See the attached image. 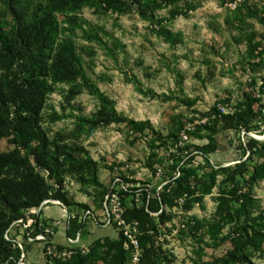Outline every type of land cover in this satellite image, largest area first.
Segmentation results:
<instances>
[{
  "label": "rangeland",
  "instance_id": "1",
  "mask_svg": "<svg viewBox=\"0 0 264 264\" xmlns=\"http://www.w3.org/2000/svg\"><path fill=\"white\" fill-rule=\"evenodd\" d=\"M150 1L155 2L138 10L129 5L117 17V5L105 9L100 0H92L76 13L58 15L62 37L73 40L87 75L115 101L119 114L149 125L147 140L134 137L125 125L100 128L90 138L79 136L76 117L92 116L97 101L85 90L72 98L66 84L54 85L47 95L41 125L49 138L84 147L99 167V185H82L77 173L65 175L63 190L73 203L72 213L83 215L91 210L101 221L85 227V241L96 240L85 244L86 250L78 251L68 264H114L122 256L124 264H130L133 250L114 228L103 224L104 196L115 179L124 176L155 191L160 182L154 174L153 151L159 149V162L167 172L164 150L171 149L169 141L174 142L190 123L192 148L176 160L198 174L191 180L192 192L184 198L183 215L169 208L172 220L166 224L151 218L157 251L153 264H248L239 256L264 264V171L256 172L264 158L245 151L244 131L226 129L218 116L224 110L229 115L238 113L248 97L256 100L255 110L264 106V0H248L246 8L233 14L225 9L230 0ZM47 3L20 0L18 9L31 22ZM15 26L0 0V81L4 88L0 89V113L5 119L13 116L12 106L7 105L9 88L21 85V68L3 42L4 37L7 42L14 40ZM134 78L160 98L140 95L131 84ZM54 113L68 117L53 123ZM7 122L0 155H28L13 143ZM254 125L261 127L249 136L264 142V124ZM29 165L35 166L31 157ZM49 209L55 212L57 208ZM12 215V210L0 204V219ZM46 226L56 230L50 221ZM19 239L24 241L23 236ZM26 244L33 250L39 248L45 259L43 243L27 240ZM150 246L141 247L139 264H150L145 256ZM30 262L27 255L26 263Z\"/></svg>",
  "mask_w": 264,
  "mask_h": 264
},
{
  "label": "trees",
  "instance_id": "2",
  "mask_svg": "<svg viewBox=\"0 0 264 264\" xmlns=\"http://www.w3.org/2000/svg\"><path fill=\"white\" fill-rule=\"evenodd\" d=\"M3 1L16 21L12 35L14 40L7 42L8 38L4 37L3 42L11 53L12 59L16 60L17 65L21 68V76L19 77L21 85L16 89L9 88L7 105L12 106L13 116L10 119H5L0 113V140L6 136L7 121H9L13 143L20 150H26L28 155H22V157L8 154L0 155V204L9 208L10 212L12 210L13 213L9 219H0V262L2 261L3 264H20L22 254L28 255L32 250V247H28L26 244L28 235L35 238L40 234H45L46 241H41L44 244V252L46 245L54 241L55 231L52 233L45 232L48 227L43 216L47 204L40 210L44 202L58 201L68 210L70 216L74 214L71 209L73 203L67 199L63 190L65 175L69 172L77 173L82 185H99L97 180L99 167L89 151L79 145L70 146L52 141L41 125L42 111L52 87L57 84H66L70 87L72 98L85 90L97 101L98 109L92 116L80 115L76 117V135L90 138L100 128L125 125L134 136L140 135L148 139L145 135H148L149 125L119 114L115 101L108 97L87 75L82 56L77 53L73 40L70 37H62L58 15L76 13L90 4L92 0H48L47 5L40 7V12L31 22L26 21L23 13H20L18 9L20 0ZM100 1L105 9L108 6L111 8L112 3L117 5V10H115L117 14L129 5H134L138 10V8L149 7L150 3L155 2L150 0ZM247 6L248 2L233 13L240 12ZM142 14L146 15L147 13ZM71 23L77 26V22L72 21ZM79 27L82 28V26ZM84 32L86 31L84 30ZM90 36L98 39L93 33H90ZM131 84L144 97L160 98L155 91L144 89L137 78L132 79ZM0 89L1 92L4 89L1 81ZM256 103V100L248 97V100L241 105L238 113L219 115L218 111V116L225 124L226 129L244 131L247 143L245 142L242 146H244L245 151L264 158V142L249 136L250 133L259 131L261 127L260 125L255 126V122L264 124V106L255 110ZM67 117L68 115L60 116L54 113L51 121L56 123ZM178 141L179 136L174 142L169 141L171 149L177 145ZM156 148L153 151V156L157 160L154 165L155 176L157 173L156 166H163L159 162L161 158L159 149ZM187 148L191 149L192 147L187 144L185 149ZM169 150H164V157L168 163L167 166H169L168 169L166 168L165 174H169V176L164 181L167 184L162 191L159 193L157 188L154 191L151 186H139L132 188L130 190L132 193L128 194L130 198L128 218L130 221L136 220L139 223L141 247L146 248L148 244H151L150 248L146 249L147 255H145L148 256L150 264H153L157 253L153 249L155 241L152 235L154 229L149 223L151 218L154 216L159 221V225H164L172 220L166 210L161 212L162 205L168 209L179 206L178 201L192 192L191 180L198 174L196 170L181 167L176 160L181 154H169ZM30 157L35 166L29 165ZM170 160L173 163H170ZM258 170L264 171V164L259 169L256 168V172ZM136 194L139 196L138 203L135 201ZM23 212L26 213L23 214ZM157 213L158 215H152ZM29 220L32 221V224L26 228ZM87 223L88 219L80 221V215L72 216L68 221V236L75 237L78 232L85 229ZM19 236H23L24 239L22 241L23 250L18 246ZM119 237L124 241L123 237ZM119 243L122 244L123 242L120 240ZM121 244L114 243L113 246L116 247ZM57 247L64 248L63 245H57ZM76 255L68 262L55 261V264H68L73 259L75 260ZM237 259L243 263L253 264L247 256H239ZM124 261V256L116 257L114 264H124Z\"/></svg>",
  "mask_w": 264,
  "mask_h": 264
},
{
  "label": "built area",
  "instance_id": "3",
  "mask_svg": "<svg viewBox=\"0 0 264 264\" xmlns=\"http://www.w3.org/2000/svg\"><path fill=\"white\" fill-rule=\"evenodd\" d=\"M248 1L247 0H230L225 4V9L228 10L230 13H233L237 11L238 9L242 8ZM115 16L117 17L118 14L116 13ZM219 115H229L224 110ZM193 125L190 123L184 127L183 131L179 135V141L177 145L169 150V154H181L180 151L187 152L188 150H185V146L189 144V138L190 133L192 132ZM138 139L144 138L143 136L137 135L134 136ZM146 139V138H144ZM147 140V139H146ZM191 150V149H190ZM168 154V157H170ZM170 163H173L172 160H170ZM213 164V163H212ZM229 166V165H228ZM156 178L160 182V186L157 188L158 192L160 193L163 189V187L167 184V182H164L166 180V174L165 170L160 165L156 166ZM179 176V175H178ZM130 177H117L110 188L109 193L104 197V200L102 202V213H103V224L105 226H111L113 227L117 233L118 236H121L124 238L125 243L127 246L133 250V254L131 256L130 264H139L141 260V243L139 240V237L141 235L139 223L136 220H129L128 218V205L130 204V198L128 197V194H131L130 191L132 188H138L140 185H137L135 183L130 182ZM138 194H136L135 201L138 203ZM51 204V202L46 201L43 204ZM58 205H61L64 207L60 202H55ZM183 204H184V198L178 201L179 206H175L172 209V212L181 216L183 215ZM168 211V208L164 207L162 205V210ZM152 215H158L152 214ZM74 216V214L72 215ZM70 216V218L72 217ZM69 218V219H70ZM86 219H90L92 223L95 225H100L101 221L94 216V214L91 211H86L83 213V215H80V221H84ZM32 224V221L29 220L28 225L25 227L27 228ZM46 233H52V229L46 228ZM82 234L83 231H80L76 234L75 237H68L67 239V245H63L64 248L60 249L57 247L58 244H56L54 241L51 243H48L46 245V250L44 252V256L46 259L47 264H55V261H61V262H68L72 259L74 255L78 253V251L86 250L84 247L78 246V242L82 240ZM28 241L31 243H41V241L45 242V234H40L35 238L30 237L28 235ZM6 238L8 236L6 235ZM18 246L23 250L24 246L22 244V241L18 238ZM47 243V242H46ZM27 255L24 253L21 256L20 264H27Z\"/></svg>",
  "mask_w": 264,
  "mask_h": 264
},
{
  "label": "crops",
  "instance_id": "4",
  "mask_svg": "<svg viewBox=\"0 0 264 264\" xmlns=\"http://www.w3.org/2000/svg\"><path fill=\"white\" fill-rule=\"evenodd\" d=\"M54 207H56L57 209L55 210V212H52L51 209L49 208H54ZM43 218L47 222L48 221L52 222L53 226L56 228L55 234H54V242L58 245H67V239L69 237L67 230H68V221L70 218V214L68 210L65 207H62L61 205H58L56 203H51L50 205L44 208ZM91 223H92L91 221L90 223L88 221L87 225H91ZM92 224L95 225L94 223ZM115 234H117L116 230H115ZM92 239L93 241L91 240L85 241L84 230H83L82 240L78 242V246L85 247L84 246L85 244L90 245L96 240L94 238ZM31 251L28 254V257L31 261L29 264H47L46 259L43 258V253L40 252L39 248L35 247L34 250L32 252Z\"/></svg>",
  "mask_w": 264,
  "mask_h": 264
},
{
  "label": "water",
  "instance_id": "5",
  "mask_svg": "<svg viewBox=\"0 0 264 264\" xmlns=\"http://www.w3.org/2000/svg\"><path fill=\"white\" fill-rule=\"evenodd\" d=\"M49 202H51V203H55L56 201L51 200V201H49ZM43 206H44V204L40 207V210L43 208Z\"/></svg>",
  "mask_w": 264,
  "mask_h": 264
}]
</instances>
